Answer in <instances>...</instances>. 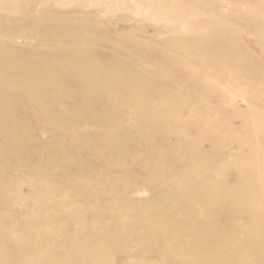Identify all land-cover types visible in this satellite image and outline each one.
Masks as SVG:
<instances>
[{
    "label": "rangeland",
    "instance_id": "1",
    "mask_svg": "<svg viewBox=\"0 0 264 264\" xmlns=\"http://www.w3.org/2000/svg\"><path fill=\"white\" fill-rule=\"evenodd\" d=\"M0 2L5 4L0 9V17L9 18L0 21V71L15 57L31 53L45 60L53 78L75 85L77 89L72 92L78 97L79 105L75 116L91 113L97 118H108L114 106L129 120L122 130L114 131L108 137L115 150L98 147L93 144L96 135L109 134L107 127H113L112 122L103 119V124L75 123L73 116L70 121H63L59 112L70 103L57 92L48 77L44 80L45 76L38 75L35 84L19 71L11 80L0 77V103L9 104V113L0 111V179L4 181V184L0 183V193L5 195L4 205L0 208V253L4 254L0 263L10 255L6 264H156L157 259L148 258L146 246L153 242L170 245L171 257L184 259V241L202 234L210 238L212 246L200 251L190 249L196 259L201 258L207 264H223L230 254L231 263L243 264L248 248L240 250L238 244L245 234H249L246 233L248 228L256 224L252 212H262L264 204L252 201L255 197L242 177L245 171L242 167L250 161L241 155L236 142L216 145L217 154L209 162L206 182L200 179L197 184L189 185L185 178H179L176 186L173 179L176 173L170 172V168L182 156L183 145L178 140L170 144L156 141L153 133L156 128L176 133L177 126L173 122L161 124L159 121L158 124L156 120L145 135V147L140 148L135 139L137 130L149 129L141 122L148 120L149 123L156 115L129 105L135 100V94H127L125 87L119 88L126 94L125 99L118 102L113 98L112 101L102 98L96 92H87L76 83L83 79V70L62 68L63 60H59L62 49L47 57L29 49L40 42L29 26L32 22H24L36 21L57 30L69 28L68 25L88 28L94 33L108 30L111 37L120 40L114 37V42L107 38L93 39L91 48L86 50L88 58L108 63L122 61L123 65L137 70L135 59L154 57L153 52L162 51L179 62L187 60L189 57L176 40L190 31L206 27L209 20H217L226 23L223 26L215 22L221 33L236 42L244 56L263 71L264 0H18V7L8 6L6 0ZM70 29L62 40L70 43L68 50L71 53L77 47L75 36L78 34ZM124 44L140 57L122 60ZM68 55L67 59L71 61L73 57ZM189 65L196 71L198 79L209 76L214 83L229 89L231 98L237 100L238 109L247 110L246 107L252 105L264 113V104L257 102L258 97L245 88L237 91L228 87L226 79L216 70L211 72L208 61L195 59L189 61ZM171 74L173 78L180 77L176 70ZM96 84L100 92L105 91V83ZM8 93L13 96L6 101ZM190 93L187 92L190 101L207 103L203 93L191 96ZM30 96H38V103ZM215 100L218 103L216 97ZM153 102L160 103V99L148 91L141 103L155 107ZM216 103L203 111L207 114L205 120L220 116V111L214 108ZM39 105H43L46 113ZM160 108L166 113L171 112L169 108ZM131 122L133 124H129ZM17 125L27 127L32 138L26 139ZM228 126L238 133L242 131L237 117L232 118ZM219 133L224 135L226 131L221 129ZM177 134L188 142H197L204 150L210 147L209 141L195 139L185 130ZM252 139L263 141L259 133L253 134ZM21 147L25 150L19 152ZM71 147L78 149L74 151ZM12 149L14 152L8 155ZM66 157L70 161L62 165ZM6 158L8 162H4ZM20 158L24 161H18ZM51 160L56 162L48 163ZM261 160L258 181L260 189L264 190V157ZM98 164L107 170L114 169L116 173L123 170L124 176L103 175L105 171ZM138 164L145 166L144 170H138ZM42 174L45 176H38ZM217 176L218 185H213V177ZM164 179L173 183H165ZM78 184L83 188L80 189ZM91 195L94 200L89 199ZM162 212L167 215L163 216ZM95 213L100 214V218L95 217ZM208 216L213 218L214 225L203 223L204 217ZM245 225L246 230L243 229ZM246 241L244 239L243 243ZM192 243L189 240L188 245ZM72 249L80 252L79 258L73 257ZM87 249L93 255L86 252ZM258 249L264 253V249ZM217 250L222 251L218 253Z\"/></svg>",
    "mask_w": 264,
    "mask_h": 264
},
{
    "label": "bare ground",
    "instance_id": "2",
    "mask_svg": "<svg viewBox=\"0 0 264 264\" xmlns=\"http://www.w3.org/2000/svg\"><path fill=\"white\" fill-rule=\"evenodd\" d=\"M236 1V0H232ZM18 0H6V3L10 7H18ZM5 4L0 2V9H3ZM41 15V14H40ZM171 16V15H169ZM9 20L8 16L0 17V21ZM29 25L36 34V38L40 42L38 45L29 47L34 53H38L42 56L47 57L56 54L58 50L62 49L63 54L59 56L61 66L63 69H68L72 67L74 71L79 72L83 70V79L78 80L76 83L81 85L87 92H96L97 95L107 100L114 99L113 101L118 102L120 99H125L126 94H122L119 91L120 87H125L127 94L132 92L135 94V100L129 102V105L135 108V110L143 108L145 112L155 114L156 116L147 122L142 121L141 125L145 126L146 130L138 131L135 137L140 148L145 147L144 140H146L145 135L150 132L152 124L157 120V123L169 124L173 122L177 126L176 133L167 132L162 128V131L158 128L154 130L153 138L156 141L163 143H171L174 140H178L182 143L183 154L178 160V162L171 166L170 172L175 171V176H173L174 182L177 186V181L179 178H185L189 185H195L200 179L206 182V177L208 176V166L209 162L216 157V145H222L226 141L236 142L237 148L241 155L244 156L245 160L250 161L249 165H245L242 168L245 170L242 172V177L245 179V184L247 188H250L252 194L255 198L252 201H260L264 204V190L259 187L258 181V168L263 161L264 157V113L255 110V106L248 105L247 110H240L236 107V101L230 96V91L226 87L220 86L213 81L209 76H205L201 79L197 78L196 71L189 65L191 60H206L209 62L211 67V72L214 70L225 78L228 83V87H232L237 91L241 88H245L247 92L251 95L258 97L261 105L264 104V70L257 69L256 64L253 61L248 60L237 44L231 42L228 37L221 33L220 26L215 23L218 22L223 26H226L225 22H219L217 20H209L206 27L198 28L196 30L190 31L187 36L176 40L178 45L183 49V51L190 58L179 62L174 59L171 55L163 53H151L154 57L140 56L134 49L127 44L122 46L123 55L122 60H133L135 57V62L138 66L137 70L130 69V67L123 65L122 61H114L113 63L103 62L99 59L91 60L86 54V50L91 48V41L96 38H107L113 40L110 35L111 32L105 31H94L84 28L81 26L71 27L65 29H55L45 26L43 23L34 21ZM42 25V27H40ZM71 28V29H70ZM41 29V30H40ZM71 30L75 36L78 38L76 44L77 47L70 53L68 48L70 43L62 40V37L68 36V30ZM261 32L264 35V27L261 28ZM116 40H120L114 37ZM50 45H48V43ZM114 42V40H113ZM262 43L264 44V37ZM43 45V46H42ZM46 46V47H44ZM69 54L73 57L71 61L67 59ZM2 55V53H1ZM45 60L42 58H37V56L28 53L25 56H17L14 60L9 61L0 71V77L6 80H11L17 71L24 74L26 77L31 78V83L35 84L37 82L38 75L45 76L44 80L50 78L54 84L55 89L59 94H61L64 99H67L70 106H64L59 112L61 119L63 121H70V116L75 118V123L81 122H98L103 124V119L113 123V127H107L110 129V133L107 135L97 134L93 141V144L98 147H106L115 150V147L109 143L108 137L114 131L122 130L127 122V116L125 113L115 110L112 107L108 118H97L93 114H85L83 117L76 115V108L78 105V97H76L72 90L77 89L75 85L67 83L65 80L63 82L58 81L57 78H53L51 73L46 68ZM176 70L180 74L179 78H173L171 72ZM105 83V91L100 92L98 90L97 82ZM148 91H152L154 95L160 99V103L153 102L155 107L148 106V103L142 104L141 101L148 96ZM190 91V96L196 93H203L202 96H207V103L198 100H189L187 92ZM263 92V93H261ZM261 93V94H259ZM12 94L8 93L5 96L6 101L12 98ZM36 102L38 101V96H30ZM217 98V102L215 100ZM87 99V97H84ZM240 99V98H239ZM243 100V99H240ZM245 101V100H244ZM38 103V102H37ZM212 103H216V109L220 111V116L216 119L205 120L206 113L203 111H208L207 106ZM161 105L164 109L169 108L171 112L166 113L159 106ZM44 113L43 105H39ZM159 107V108H158ZM154 108V109H148ZM0 111L4 114L9 113V104L5 101L0 103ZM237 117L241 121L242 131L240 133L236 132L232 128H229L228 123L231 124V119ZM205 123V124H200ZM129 124H133L132 122ZM218 125V128L216 127ZM18 129L22 132V135L26 139H31V131L23 126L17 125ZM225 129L226 133L221 135L219 131ZM185 130L195 139H204L209 141L210 147L207 150L201 148V145L197 142H188L179 133ZM214 130L216 131L214 133ZM259 133L263 141L258 142L252 139V135ZM173 137V140H172ZM19 145L17 142L16 147ZM74 151H77V147H71ZM24 148H20L19 152ZM82 151L83 149L80 148ZM25 150V149H24ZM14 149L10 150L7 154H12ZM21 157L24 155L21 153ZM6 158L4 162H8ZM63 161L62 165H67L70 161L68 157ZM18 161H24V158L18 159ZM38 161V160H37ZM36 161V162H37ZM56 160H51L48 163H54ZM58 164V163H57ZM55 165V167L57 166ZM34 165H37L35 163ZM54 168V166H52ZM96 168V166H93ZM104 172L103 175L109 173L114 174L116 177L124 176L123 170L116 173L114 169H104L98 164ZM145 166L137 165V169L144 170ZM45 173V171H44ZM39 177L45 176V174L38 175ZM105 179H109L106 177ZM165 183L171 184L173 181L170 179H164ZM0 183L4 184V181L0 179ZM213 185H218V176L213 177ZM80 189L83 185L78 184ZM5 186V185H4ZM175 186V187H176ZM214 192V189H211ZM89 199L94 200V196L91 195ZM5 195L0 193V208L4 205ZM256 216L254 219L256 224L248 228V235L245 234L244 237L240 239L238 247L240 250L247 249L246 255L244 254L243 264H264V253L259 251L258 248L264 249V209L262 212L253 211ZM163 216L167 215V212L161 213ZM95 217L100 218V214L95 213ZM203 223L206 226L214 225L213 218L208 216L204 217ZM246 226V225H245ZM244 230L247 229L243 227ZM247 239L246 243L243 240ZM113 241L116 240L115 237L112 238ZM192 240V245L189 246L188 242ZM186 247L182 250L186 257L184 259L172 258L173 253L172 247L170 245L161 246L156 242H153L151 246H146L145 252L148 254V258L154 257V260H158L155 263L160 264L159 261L165 263H181V264H207L203 263L202 259H196L194 255L190 252V249L200 251L204 247H211L210 238L199 234L192 239H186L184 241ZM75 247V245H74ZM76 248V247H75ZM189 248V249H188ZM73 250V249H72ZM205 250V249H202ZM86 252H91L87 249ZM222 250H217L221 252ZM71 252V251H70ZM74 258L80 257V252L73 250ZM93 255V254H92ZM229 258L225 260L223 264H242V262L231 263L230 254ZM0 258H4V254L0 253ZM10 260V255L2 261L0 264H6ZM200 261V263H197ZM139 264H144L138 262ZM214 264V262L212 263Z\"/></svg>",
    "mask_w": 264,
    "mask_h": 264
}]
</instances>
